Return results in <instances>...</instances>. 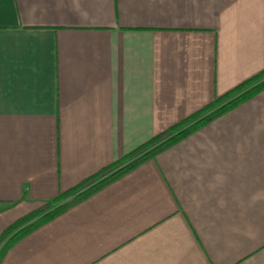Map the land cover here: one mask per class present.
Instances as JSON below:
<instances>
[{
	"label": "crops",
	"instance_id": "1",
	"mask_svg": "<svg viewBox=\"0 0 264 264\" xmlns=\"http://www.w3.org/2000/svg\"><path fill=\"white\" fill-rule=\"evenodd\" d=\"M263 68L264 0H0V233ZM0 264H264V89Z\"/></svg>",
	"mask_w": 264,
	"mask_h": 264
},
{
	"label": "trees",
	"instance_id": "2",
	"mask_svg": "<svg viewBox=\"0 0 264 264\" xmlns=\"http://www.w3.org/2000/svg\"><path fill=\"white\" fill-rule=\"evenodd\" d=\"M263 89L264 68L225 93L215 96L209 103L180 121L156 133L148 141L124 157L100 168L73 187L65 191H59L55 197L42 202V206H38L19 217L0 233V263L7 251L32 231L63 214L109 183L132 171L143 162L153 159L157 153L249 100ZM66 197L71 198L63 202Z\"/></svg>",
	"mask_w": 264,
	"mask_h": 264
},
{
	"label": "rangeland",
	"instance_id": "3",
	"mask_svg": "<svg viewBox=\"0 0 264 264\" xmlns=\"http://www.w3.org/2000/svg\"><path fill=\"white\" fill-rule=\"evenodd\" d=\"M168 127H169V126H168ZM168 127H167V128H168ZM162 131H163V130H162ZM70 198H71V197H66V198H64L63 202H66V201L70 200ZM42 204H43V203H42ZM42 204H40L39 207L42 206ZM34 209H35V208H34Z\"/></svg>",
	"mask_w": 264,
	"mask_h": 264
}]
</instances>
